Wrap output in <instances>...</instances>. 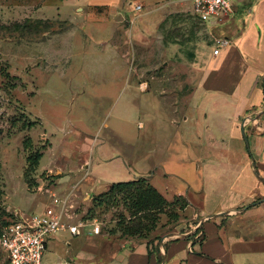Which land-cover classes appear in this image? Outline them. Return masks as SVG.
<instances>
[{
  "label": "rangeland",
  "instance_id": "obj_1",
  "mask_svg": "<svg viewBox=\"0 0 264 264\" xmlns=\"http://www.w3.org/2000/svg\"><path fill=\"white\" fill-rule=\"evenodd\" d=\"M155 1L0 0V228L45 209L50 192L68 197L75 218L101 223L93 237L55 235L47 264H101L139 243L159 252L162 247L161 262L164 236L200 223L187 199L177 195L188 190L181 178L190 168L178 124L188 111L192 70L206 66L211 35L189 0L170 7ZM248 127L264 138L254 125ZM28 137L32 149L25 147ZM247 148L252 155L250 140ZM36 151L43 157L28 182L27 157ZM224 166L216 164L215 173L210 167L197 178L221 201L229 184ZM139 167L155 175V185L174 205L159 213L156 229L125 234L124 226L133 230L139 219L123 195L109 206H95V200L114 183L133 181ZM260 171L257 177L264 180ZM260 205L257 236L264 235ZM253 242L259 240L245 243ZM87 246L99 247L98 257L83 252L78 258ZM233 257L235 264H264V253ZM0 264H7L1 247Z\"/></svg>",
  "mask_w": 264,
  "mask_h": 264
},
{
  "label": "crops",
  "instance_id": "obj_2",
  "mask_svg": "<svg viewBox=\"0 0 264 264\" xmlns=\"http://www.w3.org/2000/svg\"><path fill=\"white\" fill-rule=\"evenodd\" d=\"M181 1L162 2L166 3L165 7H170ZM233 4L234 13L229 19L206 27L209 34L228 37L231 45L218 56L213 55L211 47L204 59L206 66L193 68L188 111L182 124L177 123L182 126L185 155L190 166L181 178L188 190L177 195L187 199L195 220L198 218L201 222L210 216L201 223L204 240L199 241L200 235L194 233L195 229L189 223L191 229L180 232L185 234L183 238L169 236L166 240L161 262L162 247L159 252L139 243L126 245L113 257L102 259L101 264H235L234 254L264 253V235H256L262 226L256 219L263 215L260 204L264 202V180L259 179L257 173L264 171V138L259 139L248 129L249 125H254L264 133V0H233ZM260 123L263 124L260 126ZM243 124L251 142L252 155L241 133ZM216 164L226 165L227 169L228 195L223 201L217 191L205 192L206 186L197 180L207 168L214 167L212 174L215 173ZM137 171L134 180L146 178L159 190L154 183V174L147 175L142 167ZM216 178L211 177V182L216 183ZM159 191L165 196V192ZM237 223L241 229L233 235V226ZM252 231L255 234L249 235ZM252 236L259 242L245 243ZM83 252L98 257L99 247L87 246L77 257Z\"/></svg>",
  "mask_w": 264,
  "mask_h": 264
},
{
  "label": "built area",
  "instance_id": "obj_3",
  "mask_svg": "<svg viewBox=\"0 0 264 264\" xmlns=\"http://www.w3.org/2000/svg\"><path fill=\"white\" fill-rule=\"evenodd\" d=\"M189 1L199 22L206 27L224 22L234 13L233 0ZM142 8V4L136 5V9ZM210 35V45L215 56L231 45V40L226 36L213 33ZM72 207L68 197L50 192V202L45 209L21 216L9 223L0 237V247L8 255L9 264H47L49 242L58 233L72 236L98 235L101 231L98 218H75ZM194 229V233L200 235L199 241L202 240L205 233L199 222Z\"/></svg>",
  "mask_w": 264,
  "mask_h": 264
},
{
  "label": "trees",
  "instance_id": "obj_4",
  "mask_svg": "<svg viewBox=\"0 0 264 264\" xmlns=\"http://www.w3.org/2000/svg\"><path fill=\"white\" fill-rule=\"evenodd\" d=\"M24 144L27 149H32V138L28 137ZM42 157L43 153L41 151L31 152L27 157L28 168L26 170V178L28 182L30 180V175L36 171L40 165ZM118 194L123 195L121 199L127 204L128 209L131 211V215L135 218L138 217L139 219V224L133 230L132 228H128V226H124L125 234H135L140 230L145 229H156L160 221L159 213L163 211L166 206L174 205V203L169 202L167 198L148 180L140 178L133 181L114 183L108 193L102 194L96 198L95 206H109L112 201H117L119 199ZM89 212H91L93 217L94 211L90 210ZM173 218L178 220L180 215L175 214L173 215ZM145 219H149L150 224L143 223V220ZM7 225H5L4 228ZM4 228H0V237ZM204 237L202 240H204ZM6 256L7 264H9L8 255L6 254Z\"/></svg>",
  "mask_w": 264,
  "mask_h": 264
},
{
  "label": "water",
  "instance_id": "obj_5",
  "mask_svg": "<svg viewBox=\"0 0 264 264\" xmlns=\"http://www.w3.org/2000/svg\"><path fill=\"white\" fill-rule=\"evenodd\" d=\"M242 132H243V136H244V138H245V140H246V143H247V145L249 146V140H248V137H247V134H246V131H245V124L242 125ZM209 218H210V216L207 217L206 219H209ZM206 219L202 220V221L199 223L200 226H201V223H203ZM169 236H185V234H182V233H180V232H178V231H172V232H170V233H168V234H166V235L164 236V238H163V244L166 242V240H168V239L170 238ZM163 246H165V244H164Z\"/></svg>",
  "mask_w": 264,
  "mask_h": 264
}]
</instances>
